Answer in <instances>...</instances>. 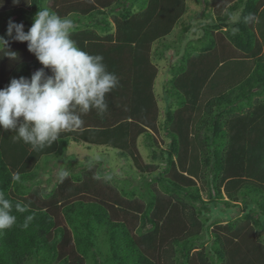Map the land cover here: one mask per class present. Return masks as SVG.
I'll return each instance as SVG.
<instances>
[{
  "label": "trees",
  "instance_id": "16d2710c",
  "mask_svg": "<svg viewBox=\"0 0 264 264\" xmlns=\"http://www.w3.org/2000/svg\"><path fill=\"white\" fill-rule=\"evenodd\" d=\"M118 1L52 0L49 10L61 17L79 18L110 9ZM145 1L142 13L120 22L114 42L112 37L99 38L95 45H85L90 54L103 56L109 72L123 64L116 61L114 47L123 45L133 50L129 67H123L128 72L119 79L117 95L118 101L126 98L122 106L126 114L107 118L92 109L81 114L82 126L61 132L56 142L39 150L14 139L15 132L0 129V191L12 202V214L17 218L13 227L0 231V264H214L206 251L192 254V244L204 230L199 212L184 201L174 202L177 195L199 197L197 184L209 175L216 196L225 193L233 202L242 197L246 206L256 205L260 220L264 219V103L254 100L258 93H264V0H239L225 14L222 11L235 0L207 1L209 9L218 11L216 22L221 25L230 19V12L245 6L228 33L242 54L226 48L225 41L217 43L205 31L208 42L203 49L212 50L223 42L222 51H215L209 60H197V68L188 60L182 64L173 82L179 108L169 109L160 124L171 139L169 149L161 152L166 168L160 182L172 194L165 197L151 190L155 209L141 213L142 226H137L131 206L94 184L78 186L69 194L73 181L66 178L48 199L24 191L40 162L61 155L70 142L120 150L121 156L131 157L142 172L155 173L154 167L144 164L137 148L141 136L154 140L153 132L159 129L160 111L154 93L158 71L152 66L150 53L152 45L168 36L186 14L187 1ZM35 2L42 4V0ZM30 13L13 9L3 17L0 14V19ZM5 29L0 26V31ZM73 37L77 44L78 35ZM9 49L18 59H10L7 51L0 54V88L13 78L43 68L36 58L30 59L27 43ZM122 59L127 65V59ZM44 71L52 75L50 69ZM187 96L193 98L188 101ZM235 105L250 107L248 115L235 114ZM16 176L19 178L14 179ZM16 203L25 211H17ZM240 236L235 246L240 252L230 255L224 245L227 240L215 233L219 261L228 263L230 257L229 264H264V246L255 241L252 231L241 230Z\"/></svg>",
  "mask_w": 264,
  "mask_h": 264
},
{
  "label": "rangeland",
  "instance_id": "374dc122",
  "mask_svg": "<svg viewBox=\"0 0 264 264\" xmlns=\"http://www.w3.org/2000/svg\"><path fill=\"white\" fill-rule=\"evenodd\" d=\"M35 1L19 0V3H13V0H3L0 9L1 11L3 9L10 11L15 7L32 12V14H29L30 16L28 14L27 16L23 15L24 18L18 14L11 16L12 21L22 23L24 25V31L27 32L33 24L36 13L40 9H49L52 5V0H42V4ZM186 1V14L168 36L152 45L150 53L152 66L158 71L157 80L154 83V93L160 111L157 127L159 129L155 133L153 132L154 140L151 139L152 142L156 141L157 144L154 146L151 140L141 136L137 142V148L144 164L151 168L154 167L155 173L148 170L142 172L131 157L121 156L120 150L107 146H91L84 143L70 142L67 149L61 155L56 157L52 156L40 162L39 167L35 170L33 180L24 189L26 193H35L40 199H48L57 193L58 187L66 178H70L73 181V188L70 186L69 194L71 192L75 193L78 186L94 184L101 192L115 195L123 203L131 206L129 207L130 210L138 218V222L136 221L138 227L143 225V222L140 220L142 218L141 213L149 209L151 211L155 209L151 196L152 191L155 194L158 193L165 197H169L172 194H168L166 185L160 182V177L166 168L165 156L161 155V152L168 150L169 144L171 143L167 131L162 129L160 124H163L165 121L169 109L177 111L179 108L177 97L173 91V82L178 78L180 68L185 61L186 63H193L195 65L194 67L197 68L199 60H209L214 57L215 51H222L220 46L224 45V41L226 48H230L235 52L240 51L228 39V33L233 31V25L245 9V6L241 5L233 12H230V19L224 25H221L219 22H216L218 11L207 7V1L210 0ZM238 1H233L229 8L227 10L225 8L221 14L227 13ZM142 3H146V1L119 0L116 6L110 9H103L100 13L96 12L92 16L87 15L79 18L69 16L75 24V30L71 38L73 39V36L82 34L97 36L98 40L92 39L86 44L78 41L77 46L85 52H88L86 51L88 49L86 46L95 45L101 41L99 38L105 40V38L112 37V41L114 42L117 27L120 22L126 19V17L130 18L129 15L133 16L142 13L146 8L145 6L143 7ZM7 28L8 26L1 32L3 33L2 36L9 41L8 47L27 43L13 40L12 37L7 35ZM205 31L210 32V36L217 43L223 41L222 45L217 44L218 46L212 48V50H204L203 48L208 42L204 37ZM14 35L15 32L13 30ZM5 51L7 50L0 51V54ZM241 54L239 52V56ZM32 58H36L34 54L31 55L30 59ZM39 69L41 67L32 70L25 77L30 78ZM110 72L115 73V68L111 67ZM118 87L119 85L108 94L109 96L107 98H110V101L107 111L103 114L107 118L127 113L122 111V106L125 104L126 98L120 97L122 100H115L119 94ZM192 98L193 96H187L188 101ZM254 100L263 104L264 93H258L254 97ZM233 108L235 109V114L241 113L247 116L250 107L245 105V107L240 108V106L235 105ZM230 117L232 118V116ZM197 187L200 194L195 199H188L185 195H177L174 197V202L179 199L195 207L199 212L200 220L204 224L202 237L192 244V254L206 251L214 264H229V262H232L230 257L229 259L227 258L228 263L219 261L217 257L216 247L214 245L215 233L221 235L224 241L227 240L224 245L229 247L231 255L233 251L236 254L240 252V247L236 249L235 246L240 242L241 230L243 233L252 231L255 241L264 246V219L260 220V212L252 201L250 202V204L252 203L250 206H246L244 198L242 197L237 202H233L230 201L225 193L220 197L216 196L210 175L207 178H202V181L198 182ZM132 206L135 209H132ZM148 227L146 226V228ZM234 234L239 236L236 238ZM28 264L34 263L30 262Z\"/></svg>",
  "mask_w": 264,
  "mask_h": 264
},
{
  "label": "clouds",
  "instance_id": "9594fccd",
  "mask_svg": "<svg viewBox=\"0 0 264 264\" xmlns=\"http://www.w3.org/2000/svg\"><path fill=\"white\" fill-rule=\"evenodd\" d=\"M2 3L0 0V6ZM74 30L71 18L47 8L36 13L27 32L22 23L12 20L8 23L7 35L15 41L27 42L29 52L43 68L30 78H13L0 88V129L15 132L14 139H22L33 149L50 146L61 132L82 126L81 114L95 109L98 115H103L108 109L106 95L119 85L118 77L107 70L102 55H92L77 46L71 38ZM8 45L9 41L0 36V51L6 49V56L17 60V53ZM44 69H50L52 75H46ZM14 207L25 211L20 203ZM12 211V202L0 191V231L16 224Z\"/></svg>",
  "mask_w": 264,
  "mask_h": 264
},
{
  "label": "crops",
  "instance_id": "0c3cea01",
  "mask_svg": "<svg viewBox=\"0 0 264 264\" xmlns=\"http://www.w3.org/2000/svg\"><path fill=\"white\" fill-rule=\"evenodd\" d=\"M14 9L15 10H18L15 7H14ZM6 12H8L7 9H5V10L3 9V11H1V9H0V14H3L2 17L6 14ZM10 20H12V17H10V19H5V18L0 19V26L6 28L8 26V23H9ZM2 35H3V33L0 31V36H2ZM78 37H79V42L80 43H84V44H86L87 42H89L92 39H95L96 40L95 36H90V35L87 36L86 34L79 35ZM132 47L135 48V45L133 43H132ZM93 49H95V48H93ZM114 51H117V52H114V56H115L116 61L123 63L122 64V68L119 67V66L113 67V68H115V71H116L115 73H117L116 75H117L118 79H120V78H122V74H124L125 72H128V69L125 70L124 68L129 67L128 65L131 63L132 58H133V54H131V52L133 53V50L131 51V49H129L128 47H126V46L124 47L123 45H120L119 47H117V46L114 47ZM123 53H125V55ZM122 58H126L127 59L126 60L127 65L125 64V62L123 61ZM132 71H135V69L133 68ZM118 89H119V87H118ZM115 100H117V99H115ZM77 112L79 113V109L78 108H77ZM81 118H82V116H81Z\"/></svg>",
  "mask_w": 264,
  "mask_h": 264
}]
</instances>
